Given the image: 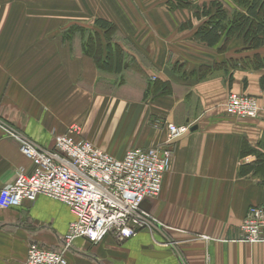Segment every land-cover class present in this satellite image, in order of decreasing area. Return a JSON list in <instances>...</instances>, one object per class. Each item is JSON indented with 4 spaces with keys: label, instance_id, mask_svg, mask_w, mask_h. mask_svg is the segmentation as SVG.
<instances>
[{
    "label": "crops",
    "instance_id": "0c3cea01",
    "mask_svg": "<svg viewBox=\"0 0 264 264\" xmlns=\"http://www.w3.org/2000/svg\"><path fill=\"white\" fill-rule=\"evenodd\" d=\"M170 1L0 0V121L42 148L76 123L84 139L116 158L161 144L168 123L190 126L174 143L160 195L142 204L165 228L125 241L111 234L96 244L77 239L67 264H264V243L236 241L248 209L264 206V170L240 175L255 160L241 156L242 144L256 150L264 136V70L248 65L250 53L236 37L224 47L225 36L214 47L195 37L214 0ZM74 28L102 33L105 48L108 33L118 34L121 94L134 97L98 93L97 64L80 38L66 34ZM230 92L255 97L259 115L225 114ZM19 170L29 174L32 164L0 128V191ZM73 219L43 196L0 208V264H24L31 243L59 251Z\"/></svg>",
    "mask_w": 264,
    "mask_h": 264
},
{
    "label": "built area",
    "instance_id": "2783aa9c",
    "mask_svg": "<svg viewBox=\"0 0 264 264\" xmlns=\"http://www.w3.org/2000/svg\"><path fill=\"white\" fill-rule=\"evenodd\" d=\"M260 110L255 97L235 92L229 93L223 106L225 114L238 118H255ZM0 128L32 164L29 174L17 171L14 181L0 191V208L19 207L43 196L65 205L74 217L59 251L31 243L24 264H67L66 254L77 239L96 244L111 234L125 241L142 230L151 233L153 228H165L142 210V204L160 195L163 178L171 167L174 143L189 132L190 126L168 123L161 144L131 148L120 158L84 139L76 123L56 135L51 148L38 146L2 121ZM194 239L207 237L198 235ZM236 241L264 243L262 206L248 209Z\"/></svg>",
    "mask_w": 264,
    "mask_h": 264
},
{
    "label": "trees",
    "instance_id": "16d2710c",
    "mask_svg": "<svg viewBox=\"0 0 264 264\" xmlns=\"http://www.w3.org/2000/svg\"><path fill=\"white\" fill-rule=\"evenodd\" d=\"M229 1L234 2L236 7L238 6L241 11L223 7L219 2H213L214 13L212 15H210V13H202V15L208 17V19L195 32V37L208 47L217 45L222 36H225L226 39L223 47L227 43L228 38L236 37L242 41L243 50L250 53V58H246L249 61L248 65L256 70H264V57H261L258 53L259 50L264 49V0ZM187 2V0H174L173 2L170 1L168 5L173 7L188 6L189 4ZM96 24L102 29H107L108 26L103 20H97ZM98 47L100 48V43H98ZM107 48L114 50V47H111L109 43L106 45V49ZM106 53L108 52L106 51ZM101 54L102 52L100 49V51L96 53V57L98 58V60H96L97 62L102 60ZM111 61L110 63L106 62V64H111ZM259 84L261 90H264V73L259 79ZM164 87H166V85H162L161 88ZM257 148L259 150H249L245 143L242 144L241 156L254 155L255 160L246 166H242L240 175L244 176L253 171L264 170V136L257 143Z\"/></svg>",
    "mask_w": 264,
    "mask_h": 264
},
{
    "label": "rangeland",
    "instance_id": "374dc122",
    "mask_svg": "<svg viewBox=\"0 0 264 264\" xmlns=\"http://www.w3.org/2000/svg\"><path fill=\"white\" fill-rule=\"evenodd\" d=\"M218 2V0H214V3ZM235 7H234V6ZM225 7L227 8H234L236 10L241 11V9L237 6L236 4H234V2H230L225 0ZM232 11V10H231ZM72 33V36L75 38H80L82 47L84 49V51L86 52V54L90 55L89 58L91 61H94L97 64V73H98V78H97V91L98 93H108V92H112V95H116V96H128V97H134L135 95H127V94H121V90H120V86H121V69H119V64H120V57H123L124 53L123 51H121V46H115L113 43V41L115 40H119V36L118 34L114 31H111L108 33L106 38H111L110 40L112 41L111 43V47H114V50H111L109 48H105L104 43L102 42V38L103 35L98 34L95 37L91 34L85 35L83 33V31L74 28V29H70L69 31H66L67 36ZM112 33V34H111ZM101 38V40H98L97 38ZM101 41V42H100ZM100 42L103 43L100 45V48L98 47V43ZM102 52V60H100V62H97L96 60H98V58L96 57V53L98 51ZM106 51L108 53H106ZM258 53L260 54L261 57H264V49H261L258 51ZM252 55V54H251ZM107 57V58H105ZM112 60V61H111ZM105 61V62H104ZM111 63L112 62H116L117 61V67L115 69H112L110 64L107 65V63ZM114 70V71H113ZM127 93V92H125ZM181 126V125H180ZM82 128V126H81ZM83 132V129H82ZM83 134V133H82Z\"/></svg>",
    "mask_w": 264,
    "mask_h": 264
}]
</instances>
